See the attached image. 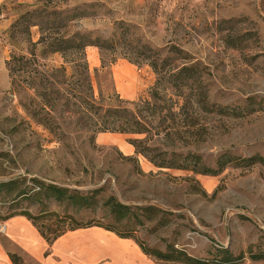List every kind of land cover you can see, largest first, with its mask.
I'll return each mask as SVG.
<instances>
[{
	"label": "rangeland",
	"instance_id": "374dc122",
	"mask_svg": "<svg viewBox=\"0 0 264 264\" xmlns=\"http://www.w3.org/2000/svg\"><path fill=\"white\" fill-rule=\"evenodd\" d=\"M53 9L71 21L52 37L80 32L109 43L107 50L85 48L90 93L72 65L57 72L61 53L37 43ZM27 11L30 22L13 29ZM30 51L37 57L34 86L18 76L12 81L7 65L0 71V182L16 181L0 191L1 228L10 215L28 213L50 236L77 225H113L150 248L173 243L202 258L228 248L245 253L236 264H264L249 252H264V163L238 166L228 158H264V0H42L11 11L0 4V65L12 52ZM145 55L176 74L194 65L197 79L183 97L166 83L156 102L160 117L147 132L99 131L109 109L149 115L144 104L154 101L157 74ZM132 140L159 148V157L188 155L201 172L158 167ZM220 161L223 168L210 172ZM48 185L98 192L79 208ZM109 196L159 210L141 217L142 225L117 222L104 205Z\"/></svg>",
	"mask_w": 264,
	"mask_h": 264
},
{
	"label": "trees",
	"instance_id": "16d2710c",
	"mask_svg": "<svg viewBox=\"0 0 264 264\" xmlns=\"http://www.w3.org/2000/svg\"><path fill=\"white\" fill-rule=\"evenodd\" d=\"M45 10V9H43ZM43 13V11H41ZM42 13L38 14V18H41ZM48 19L46 21L45 26L41 27V35L40 39L37 43H45L47 42V48L51 52H59L62 54L64 59L63 65L58 69L59 73L66 74L67 66L72 65L73 68V75H79L81 80L83 81V85L87 90V93L92 91V84L89 76V65L86 59L85 48L89 45H96L101 50H107V41H104L97 37L94 39L91 35L75 32L61 34L60 37H52L51 34L58 33L60 34V29L65 28L68 24V21H71L70 17H65L63 15L62 10L53 9L50 12L46 13ZM31 13L29 11L25 12L17 21H15L11 26L13 29L17 25L20 24V21H27L30 22ZM64 19V20H63ZM56 21H58L56 23ZM35 24H29L25 26L24 32L27 31L29 33L30 26ZM48 30V31H47ZM46 32V33H45ZM50 32V33H49ZM53 32V33H51ZM69 35V36H67ZM30 43H32L30 41ZM77 55V58L73 56ZM36 55L34 52L30 51L29 55L20 54L17 52H12L10 54V59L6 61V65L8 70L10 71V77L12 81H15V78L22 77L28 86H34L36 84L35 79L31 76L34 74L37 75V68L32 69V65L36 64ZM151 56L144 57L146 62L154 69L155 73L157 74V80L152 87V100H146L145 104L147 109L150 111L149 115L145 117V119H141L133 110H129L128 108H123V112H127V115L119 114V110L116 109H109L108 115L110 117H105L103 115L100 120H102V127L99 128V131H106L112 130L121 133H144L147 132V129L152 126L153 118L155 116L160 117V110L158 109L159 105H157V99H160L159 94L166 90L165 85H169L170 87L174 88L175 94L178 97L185 96L184 87L188 86L195 82L197 79L195 75H191L190 71H196L194 65H184L177 74L172 71H164L163 68L165 65L161 62L159 63L158 60L151 61ZM165 61V60H164ZM44 80L47 82L49 81L48 77H45ZM191 81V83H190ZM41 83V81H40ZM167 83V84H166ZM70 93V92H68ZM191 101V99H189ZM198 102V103H197ZM195 106L199 105V100H194ZM197 105V107H198ZM151 106L152 109L149 107ZM193 106V105H192ZM200 106V105H199ZM93 107V105H91ZM199 108V107H198ZM110 118V119H109ZM98 124V123H97ZM118 124V125H117ZM135 147L136 152L142 153L149 158L151 162H153L158 167H176V168H183V169H193L196 172H201L198 167H192V163L188 161V155H178L175 151L172 152L173 156H176V159H168L166 156L159 157V155H154V152L157 151L159 148L157 147H143L138 140L130 141ZM153 153V154H151ZM167 153L165 152L164 155ZM181 158V159H178ZM229 162H238V166H252L257 164L258 162L264 163V158L259 155H252L248 157H236V156H229ZM219 168L215 169L214 171H210L213 173H218L223 168L224 162L218 163ZM16 181H8V182H0V191L5 190L15 184ZM49 189H53L56 197L59 200L66 199L71 203L76 204L79 208L90 206L92 199L96 196L97 191L88 192L85 194L79 193H70L68 189L61 188L57 186L48 185ZM22 192L18 191L17 195H20ZM104 205L109 208V214L113 216L115 221L123 222L131 219H137L139 224H144L141 217L146 218L147 212L150 211H158L159 209L156 208H149L143 206H136L133 208L132 206L123 204L122 202L118 201L115 197L109 196L104 200ZM22 215L27 216L34 225L38 228L42 236L47 240V242L51 245L53 241L58 238L61 234L68 230H73L80 227H88V226H101L108 230L116 232L120 237L126 238H133L139 246L142 248L144 253L155 259L157 262L164 263V262H171L176 264H236L245 258V253L241 252L239 254H233L228 250V248H221L217 250V253L212 258H202L198 256H194L190 254L186 249L176 246L173 243H168L165 246L164 250L158 248H150L146 246V244L142 241H139L135 238V236L131 234H124L117 229L113 225H102V224H83L77 225L71 229L59 232L54 234L53 236L48 235L44 230L39 228L37 224L34 222L33 217L30 216L28 213H19ZM17 215L12 214L10 217ZM8 217L7 219H9ZM250 256L254 260H260L264 262V252H253L249 251ZM11 259L14 264H25L22 258L14 253H10Z\"/></svg>",
	"mask_w": 264,
	"mask_h": 264
},
{
	"label": "crops",
	"instance_id": "0c3cea01",
	"mask_svg": "<svg viewBox=\"0 0 264 264\" xmlns=\"http://www.w3.org/2000/svg\"><path fill=\"white\" fill-rule=\"evenodd\" d=\"M41 2L0 0L10 11L15 5L31 7ZM2 63L0 71H6V57ZM1 226L0 264H14L10 253L19 255L25 264H160L144 253L133 238L120 237L97 225L68 230L51 245L25 215H14Z\"/></svg>",
	"mask_w": 264,
	"mask_h": 264
},
{
	"label": "bare ground",
	"instance_id": "6f19581e",
	"mask_svg": "<svg viewBox=\"0 0 264 264\" xmlns=\"http://www.w3.org/2000/svg\"><path fill=\"white\" fill-rule=\"evenodd\" d=\"M102 139H104V140H108V139H110V137H103ZM115 140V139H114Z\"/></svg>",
	"mask_w": 264,
	"mask_h": 264
}]
</instances>
